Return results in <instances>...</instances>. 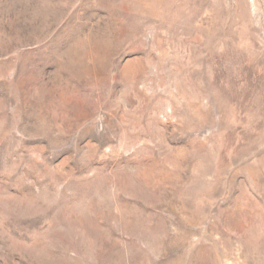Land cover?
Returning a JSON list of instances; mask_svg holds the SVG:
<instances>
[{"label": "rangeland", "instance_id": "obj_1", "mask_svg": "<svg viewBox=\"0 0 264 264\" xmlns=\"http://www.w3.org/2000/svg\"><path fill=\"white\" fill-rule=\"evenodd\" d=\"M0 264H264V0H0Z\"/></svg>", "mask_w": 264, "mask_h": 264}]
</instances>
